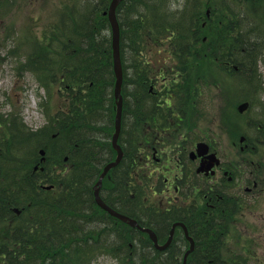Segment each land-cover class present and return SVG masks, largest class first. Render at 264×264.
I'll return each instance as SVG.
<instances>
[{
	"label": "trees",
	"instance_id": "16d2710c",
	"mask_svg": "<svg viewBox=\"0 0 264 264\" xmlns=\"http://www.w3.org/2000/svg\"><path fill=\"white\" fill-rule=\"evenodd\" d=\"M109 2L68 0L64 4L67 6L65 14H61L67 27L60 30L44 26L35 38L36 54L40 57L38 81L49 97L51 82L57 79L61 89L57 94L61 105L52 112L48 126L61 140L56 145L53 139L48 151L56 161L66 153V166L59 174L53 172L50 178L53 190L35 191L33 180L37 178L31 172L25 173L24 182L20 180L10 187L7 175L2 178L5 166L19 174L29 169L30 162L24 167L17 161L2 158L1 153L17 152L16 147L28 144L27 139L38 134L30 132L22 136L8 130L3 133L7 147L0 143V200L4 199L7 208L5 212L0 210V219L10 218V206L22 202L13 198V195L22 196L20 188L29 190L27 194L36 200L35 205H30L33 218L26 214L20 223L7 228L6 245L2 247L6 256L4 264H73L69 261L70 252L72 256L77 254L89 260L93 255H88L87 251L97 244L120 264L182 262L186 241L181 229L176 228L167 249L158 251L145 233L107 216L94 202L92 186L102 167L115 157L110 143L115 115L111 34L103 13ZM187 2L189 10L184 3L178 6L185 9H173L172 0H122L117 6L123 67L119 135L123 158L103 179L101 196L113 208L139 222L142 220L143 224L147 222L161 240L166 238L172 221H183L195 240L187 264H247V256L221 249L228 231V211L222 201L211 219H206L201 209L196 213L188 205L183 212L163 211L152 201H144L142 196L145 182L146 193L157 190V186L155 189L150 183L152 177L147 164L152 147L171 144L177 138L176 128L188 125L185 120L190 116L196 97L184 87V75L199 74L195 71L198 57H209L211 62L223 66L221 71L237 75L243 73L241 63L245 64L246 60L253 65L248 69L247 81L254 83L252 77L258 79L254 65L258 63L259 51L264 50V15L259 10L264 9V0H224L219 4L218 15L211 20L214 31L210 32L209 43L198 39L195 32L200 25H194L192 2ZM56 46L62 49L64 58L57 56ZM158 52L162 55L157 58ZM42 58L46 62L52 58L53 69L42 65ZM233 62L237 63L236 69ZM57 71L58 77L54 76ZM173 72L181 74V78H169ZM39 105H47V101ZM45 108L47 110V106ZM43 113L48 119L49 112L43 110ZM17 136L26 139L16 140ZM1 160L6 163L2 164ZM41 174H47L45 167L39 176ZM95 212L113 219L112 226L117 230L111 225H101ZM134 235L137 241L133 240Z\"/></svg>",
	"mask_w": 264,
	"mask_h": 264
},
{
	"label": "rangeland",
	"instance_id": "374dc122",
	"mask_svg": "<svg viewBox=\"0 0 264 264\" xmlns=\"http://www.w3.org/2000/svg\"><path fill=\"white\" fill-rule=\"evenodd\" d=\"M221 1L191 0L194 25H200L199 30L197 29L195 32L200 41L209 43L210 32L214 31V29L212 30L214 24L211 23V20H214L213 17L218 15L219 4H222L224 0L222 3ZM67 2L68 0H0V143L1 146L7 147L3 134L7 130L22 136H27L31 134L30 132L38 134L28 138L27 140L30 141L28 144L24 142L25 144L16 147L17 152L13 154L1 153L2 158H9L22 165H27L30 162L29 169L22 170L19 174L14 169L8 170L9 166L4 165L5 174L2 178L4 180L7 175L11 181L10 187L20 180L24 182L27 177L25 173L35 171L32 167L38 162H40L38 165L47 169L49 178L53 176L54 171L59 174L66 166V161H64L66 153H63L65 155L56 161L57 158L50 157L48 151L53 139H55L56 145L61 140V136L54 135L51 127H48L51 124L49 118L53 116L52 112L61 105L60 96L57 95L61 89L57 79L54 83L48 80L51 82L48 89L52 91V95L49 97L47 91L38 81L37 66L40 57L36 54L35 38L43 31L42 28L47 20L50 22L57 18L63 20L61 14L66 11L67 6L64 4ZM182 3L188 10L190 9V3L187 0H172L173 9H185L183 6H178ZM259 10L264 15V9L259 8ZM207 11H209L208 15ZM64 14L65 12L62 15ZM258 42L260 44V41ZM157 50L158 48L152 54ZM152 54L151 56H153ZM161 55L162 52H158L155 57L158 58ZM257 57L258 63L256 66L254 65V70L258 73L259 80L252 77L254 83L247 81L249 79L248 69L253 65L246 60L245 64L241 63V66H244L243 73L237 75L221 71L223 66L220 63L211 62L209 57L201 59L198 57L195 71H199V74H192L190 77L184 75L186 78L184 87L189 90L193 98L196 97L189 110L188 119V124L190 121L195 123L192 128L194 136L193 139H189V133L183 131L182 134L187 133V140L183 139L184 137L181 139V135H178L179 138L177 137L178 143H183L185 146H189L188 149H191L194 145L193 141L204 139L208 135L212 139L213 149L211 150L217 153L222 163L238 164L236 169L240 170L244 176L235 181V184L239 183L236 188L232 183H229L228 190L231 191V196H237L239 194L236 193H240L241 200L238 203L241 206L234 213V217L226 214L228 231L221 249L237 251L247 256V264H264V50L263 52L259 51ZM167 60L165 58V61ZM45 64L53 69L52 58H49L47 62L42 58V65ZM233 65L237 66V63ZM174 73L169 78L174 77L176 80L181 78V74ZM50 75H53V71ZM54 76L58 77L59 72L57 71ZM160 79L158 77V80ZM257 83L259 85H256ZM244 92L247 94L245 95ZM46 99L47 105H39L40 101L46 102ZM239 101H248L249 109L238 112L236 108ZM45 106H47V110ZM43 110L49 112L48 119ZM16 128L21 131L15 130ZM242 136L246 139L241 140ZM20 139H26V137L17 136L16 140ZM176 145L166 146L162 153L161 163L166 162L173 169L172 176L176 172L174 165L177 163L176 158L178 157ZM245 145L248 147L241 151L240 147ZM42 150L44 157L40 156ZM1 163H6V160H1ZM158 169L157 165L154 173L160 175L161 172ZM244 177L250 181L245 180L244 182ZM49 178H44V182L41 184H47ZM253 178L258 181L257 188L252 189V193L243 195L245 187H252L251 179ZM159 179L156 177L158 189L155 194L146 193L148 191L146 182L143 185L142 194L144 201H152L156 207L161 205L163 195L168 196L164 186H160ZM212 179L214 180L215 177ZM33 182L37 184L38 179ZM220 187L224 189L223 185ZM21 201L10 206L9 212L12 214L10 218L0 219V264H4L1 260L4 259L1 256V249L6 245L7 228L15 226L13 222L20 223V220H23L21 217L26 214L33 218L31 204ZM13 208L17 210L13 211ZM94 214L98 215L99 213L95 212ZM101 220L106 219L101 216ZM110 225L111 228L117 230V227L112 226L114 223L110 222ZM133 240L137 241V236L134 235ZM102 249L103 246L99 244L91 247L87 251L88 255H93L89 260L77 254L72 256L70 252L69 261L73 264H120L115 256ZM2 250L4 251V249Z\"/></svg>",
	"mask_w": 264,
	"mask_h": 264
},
{
	"label": "flooded vegetation",
	"instance_id": "af4514ba",
	"mask_svg": "<svg viewBox=\"0 0 264 264\" xmlns=\"http://www.w3.org/2000/svg\"><path fill=\"white\" fill-rule=\"evenodd\" d=\"M181 136L184 137L183 139L187 140L186 133L185 135L182 134ZM191 138L192 137L189 136V139ZM200 141L205 142L208 145L210 144L208 143L209 140L205 139L193 141L194 145L191 149H188L189 146L187 147L183 143H178L176 145L178 147V157L176 158L177 163L174 166L176 172L173 176L171 173L172 169L167 164L161 163L163 150L160 148L159 152L158 148L154 146L152 147L153 152L150 159L154 160L155 164H162L166 171V173L162 174L163 178L161 183L166 191H169V189H171L172 187V190L175 194V196H172L169 199L165 200L163 204L165 206L161 208L163 211L176 210L178 212H183L184 209L186 210V207L189 205L191 209L196 211V213L197 210L201 209V212L207 211L210 214H213V208L219 205V200H222V202L224 203V207L228 212H232L234 217V213L238 211L241 206L238 203L239 200H241V195L240 193H236L239 195H232V197L230 194L231 191L229 192L228 190V185L229 183H232L233 187L236 188L239 183L235 184V181H237L244 175L241 174L240 170L236 169V165L238 164H224L221 162V160L216 166H214L215 172L213 174H211L210 172L206 173L204 167L208 166L207 156L209 151L212 150L210 149V145L209 150H207L206 152H204L203 149H197V145ZM150 162L152 163L153 161ZM199 166L203 167L204 172L198 171ZM160 171L162 170L160 169ZM170 176H172L171 179ZM212 177H215V179L213 180ZM243 180L244 182L245 180L250 181L245 177L243 178ZM251 180L252 187H245V194L243 195L250 194L253 191L252 189L257 188L258 181L255 178ZM221 185L224 186V189L220 187ZM140 222H142V220ZM143 225L148 226L147 222ZM184 245L186 246L185 248H187L188 242H184Z\"/></svg>",
	"mask_w": 264,
	"mask_h": 264
},
{
	"label": "water",
	"instance_id": "95a60500",
	"mask_svg": "<svg viewBox=\"0 0 264 264\" xmlns=\"http://www.w3.org/2000/svg\"><path fill=\"white\" fill-rule=\"evenodd\" d=\"M121 1L122 0H110L108 9L105 12V14H107L108 21H109V24L111 27L113 70H114V75H115L114 97H115V101H116V113H115V121H114V133H113L112 138H111V144H112L113 148L116 150L117 154H116V158L113 161H110L109 163H107L104 166L102 172L100 173L98 180L95 184L94 199H95V202L101 208L108 211L110 214L116 216L117 218H119L120 220H122L124 222H127L129 225L138 227L140 230L146 232L148 234L149 238L152 240L154 246L158 249H164L166 246H168V244L170 243L172 236H173L174 227L176 225L181 226L183 229L185 237L189 241V248L184 253L183 261H182V264H186L187 255L189 254V252L192 251V249L194 247V241L191 237L188 236V231H187V228H186L184 223H182V222L174 223L172 225V228L170 229L169 236H168L167 240L163 244L159 245L157 242V237H156L153 230H151L150 228H143V227L139 226L134 219H132L126 215H123L121 213L115 212L110 206H108L101 199V197L99 195V188H100L101 183H102V178L105 176V174L107 173V171L111 167L115 166L119 162V160L122 157V149L118 143V136H119V132H120V128H121V115H122V103H123V97L121 94L123 71H122V64H121V59H120V28H119V23H118V20L116 17V8ZM247 105H248L247 102L240 103L238 105L237 109L239 111H243L247 107ZM241 140H242V138H241ZM199 147L206 149L207 146L205 144H200ZM41 153H43V151H41ZM210 158H211V160L215 159L214 154H211ZM209 165H211V163H209Z\"/></svg>",
	"mask_w": 264,
	"mask_h": 264
},
{
	"label": "bare ground",
	"instance_id": "6f19581e",
	"mask_svg": "<svg viewBox=\"0 0 264 264\" xmlns=\"http://www.w3.org/2000/svg\"><path fill=\"white\" fill-rule=\"evenodd\" d=\"M52 26V27H56V28H59L60 30H63L64 28H66L67 27V23H65L63 20H61V19H55L54 21H52V22H50V21H48L47 20V23H45V26ZM110 32H111V27H110ZM55 50V49H54ZM53 50V51H54ZM56 50H57V52L59 53H57V56H60V57H62V58H64V54H63V51H62V49H60V47H57L56 46ZM53 51H52V53H53ZM60 53H61V55H60ZM45 101H47V99L45 100ZM41 102V101H40ZM20 163V162H19ZM27 163V162H26ZM21 164V163H20ZM21 166H24V167H28V164L27 165H22L21 164ZM198 171L199 172H204V170H203V168L201 167V166H199L198 167ZM20 192H21V195H22V197H18V196H16V195H13V198H15V200H23V201H25V202H27L28 204H33V205H35L36 204V200H35V198H33L32 196H30V195H28L27 194V192L23 189V188H20ZM8 196H10V195H8ZM12 198V197H11ZM94 202H95V199H94ZM96 203V202H95ZM109 205V204H108ZM110 206V205H109ZM115 212H117V213H121V211L118 209V208H113L112 206H110ZM218 207H219V205L218 206H216V207H214L213 208V210L215 211V210H217L218 209ZM6 208H7V205H6V203H5V201H4V199L3 200H0V210H2V211H6ZM106 214H107V216H109V217H112V218H114V219H117V220H119V218H117L116 216H114V215H112V214H110L108 211H104ZM203 214H204V216H206V219H211V214L209 213V212H207V211H205V212H203ZM99 215V220L101 221V224H105V225H108V226H110V222H112V223H114L115 221H113V219H112V221L110 220V218H109V220L107 219V218H105L106 220H101V216H102V214L101 213H99L98 214ZM23 225V224H22ZM157 237V236H156ZM157 239H158V237H157ZM1 252H2V254H1V256H3L4 257V259H1L3 262H5L4 260L6 259V256L4 255V251L1 249Z\"/></svg>",
	"mask_w": 264,
	"mask_h": 264
}]
</instances>
